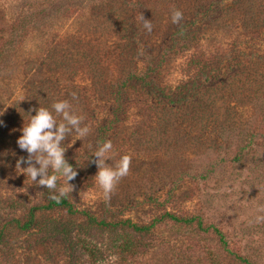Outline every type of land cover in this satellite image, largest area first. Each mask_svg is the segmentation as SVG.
Segmentation results:
<instances>
[{"label": "rangeland", "instance_id": "rangeland-1", "mask_svg": "<svg viewBox=\"0 0 264 264\" xmlns=\"http://www.w3.org/2000/svg\"><path fill=\"white\" fill-rule=\"evenodd\" d=\"M125 1L0 0V137L5 133L11 142L0 146V229L8 241L0 246V264H82L85 254L74 253L67 239L54 235L55 224L83 230L98 242L115 236L63 208L38 211L29 230L12 222L50 199V190L15 169V161L27 155L16 145L19 129L30 108L50 107L61 99L90 128L87 137L65 145V157L77 170L67 195L75 208L110 223L159 220L141 236L146 241L142 253L128 264H244L212 228L203 232L196 223L186 226L166 214L213 224L234 253L264 264V220H256L264 216L258 211L264 208V135L255 133L251 149L240 152L247 139L231 129L249 122L251 130L264 132V102L256 100L264 89V0H224L210 9L206 0H155L153 5L150 0L145 3L153 6L146 15L151 32L143 27L142 12L123 18L128 28L139 25L134 38L108 26L101 30L103 14L113 17ZM174 9L183 13L177 24L171 22ZM181 27L191 31L187 45L180 39L155 71H146V55L154 58L167 35ZM195 53L209 62L191 67L186 58ZM123 64L137 74L149 73L156 91L130 83L124 90L125 110L99 135V121L111 117L109 97ZM197 69H203L199 75ZM99 71L105 73L103 92ZM68 139L75 135L65 144ZM104 140L113 144L106 163L115 164L125 154L131 158L128 175L107 201L93 177L95 157L85 161ZM57 184L63 185V179Z\"/></svg>", "mask_w": 264, "mask_h": 264}, {"label": "trees", "instance_id": "trees-1", "mask_svg": "<svg viewBox=\"0 0 264 264\" xmlns=\"http://www.w3.org/2000/svg\"><path fill=\"white\" fill-rule=\"evenodd\" d=\"M150 0L143 1V0H129L124 2V7H121V10L116 9L115 14L113 17H111L108 14H103L106 16L105 21L102 22L104 26H102L101 30H106L103 28H106L107 26L111 28V32L117 33L119 36L123 35L124 33L128 32V36H131L134 38V36L137 35L138 31H134V29L137 26H133V24L130 25L128 28L126 22L123 20L125 16H131L132 18H137L139 13L141 12L144 14L145 18L147 15V12L153 7L150 5H147L145 2H149ZM224 0H206L205 3L208 5V9L212 8L214 5H219ZM155 3V0L152 1V5ZM115 6V5H114ZM134 10V12L129 13L128 10ZM137 13L135 16L134 13ZM149 20V19H148ZM191 34L190 29L180 28L175 29L172 31L169 35H167L168 40L166 41V45L162 48L161 52L154 56V58L147 54V58L145 60L149 61V66L146 71L149 69L153 72L157 67H159L166 59V55L168 52H173L176 47L180 45L179 41L180 39H185L184 45H187V39L189 38V35ZM97 48V56L99 55V52L102 50L101 45L96 46ZM3 51L0 50V56H3ZM116 56H118V53H116ZM206 57L204 55H200L199 53H195L191 56H188L186 59L188 60V65L195 66L196 64H200V62L204 61ZM156 60V61H155ZM154 61V62H153ZM209 62V59L205 60V63ZM153 62V63H151ZM95 65L98 66V62H95ZM126 64H123L119 67L120 69V75L117 77L116 87L115 90L112 92V95L109 97V103H110V110H111V117L109 119H104L103 122L99 121L98 125V133L99 135L104 134L114 122H117L120 117V112L122 110H125L124 107V90H126L129 87V84L132 82L138 83L140 86L149 87L150 92H152L155 89L156 83L154 82L153 78L149 73H142L137 74L135 71H132V69H129L128 67H124ZM200 66V65H199ZM59 67V66H58ZM100 68V65H99ZM201 68V66L199 67ZM203 70V69H202ZM202 70L197 69L196 74L199 75L198 71L202 72ZM100 72V71H99ZM100 75L98 76V85L99 90L103 92L104 90V82L105 79V73L104 71H101ZM193 76V79H196L198 76ZM104 81V82H103ZM185 89H187V86H185ZM190 90V88L188 89ZM156 91V89L154 90ZM161 92V91H159ZM189 92V91H188ZM162 93V92H161ZM258 102L259 100H263L264 102V89L260 91L258 94V97L256 99ZM233 124V123H232ZM249 122L244 123L243 125L240 124V126H232L231 129L238 131V136L242 137L245 136L247 141L240 147V152L243 150H249L250 147L253 146L255 133L257 135H264V132L262 129L258 131H253L250 129ZM5 132H11L10 130H7ZM2 143L5 144H11L10 140L4 135L0 137V146H2ZM260 145V143H259ZM242 157L238 155L237 159H241ZM262 160H258V163L261 165ZM55 208H63L65 209L69 214H83L86 216L87 221L89 224L96 226L97 228L101 229H108L110 231H114V237L108 241H102L98 242L97 239H93L90 237H87L83 230H75V229H69L65 225L58 226L57 224L52 226V229L50 231L53 232L54 235H61L64 239H67L68 241V247L77 254H85L84 261L82 264H128L129 258L134 255H138L142 253V246L144 245L145 240H141V236L148 233L155 223L159 220H155L154 223H151L150 225H140L138 223L132 222L130 219L123 220L121 222H107L105 220H98L95 216L90 215L86 211H79L73 203L69 200L68 196L65 198H62L59 202L49 199L46 203L41 205H33L29 208L28 213L25 217V219L20 218H14L12 219V222L16 225L19 230H29L32 229L36 223H37V212L40 210H52ZM165 218L168 217L174 222L182 223L186 226H193L195 223L199 227L200 230L203 232H206L209 230V228H212L213 232L218 235L219 241L221 244L230 252L235 255V258L239 260L240 262L244 264H254L255 261L251 259L250 257H243L239 254L234 253L229 248V242L225 239L224 234L221 233L220 229H218L213 224H210L209 226H204L202 219L199 217H177L176 215L166 214L164 216ZM161 221V220H160ZM88 227H85L87 229ZM5 231L0 229V246H4L8 243V241L5 239ZM144 237V236H143ZM99 240H103L102 238ZM76 261V260H75ZM73 261V264H76V262ZM254 262V263H253Z\"/></svg>", "mask_w": 264, "mask_h": 264}, {"label": "clouds", "instance_id": "clouds-1", "mask_svg": "<svg viewBox=\"0 0 264 264\" xmlns=\"http://www.w3.org/2000/svg\"><path fill=\"white\" fill-rule=\"evenodd\" d=\"M182 18L183 13L179 9L172 11L171 22L173 24L179 23ZM141 21L144 29L151 32L150 20L141 16ZM71 95L73 99L76 98L75 93ZM27 116V122H23L19 129L21 134L16 139L18 148L27 155L15 161V169L30 178L36 185L50 190L49 198L59 202L71 193L73 185L69 182L77 176L76 167L65 157L68 148L65 145H72L77 139L82 140L87 137L90 128L83 123L84 116L78 114L74 106L66 99L53 101L50 107L39 104L38 107L30 108ZM3 123L0 120V126H3ZM73 134L75 139H68V143L65 144L66 138H70ZM112 150L111 140L97 142L95 150L85 160L90 161L92 157H95L97 172L93 177L106 201L111 198L117 182L128 175L131 160L130 156L125 154L120 156L115 164L106 163L111 159ZM22 164L25 166L21 167ZM59 178L63 179L61 186L57 184ZM258 211H264V208H258ZM256 220L257 222L264 220V216L258 215Z\"/></svg>", "mask_w": 264, "mask_h": 264}]
</instances>
